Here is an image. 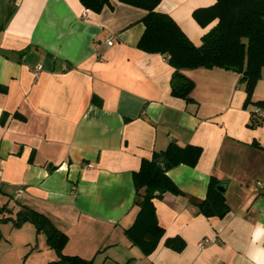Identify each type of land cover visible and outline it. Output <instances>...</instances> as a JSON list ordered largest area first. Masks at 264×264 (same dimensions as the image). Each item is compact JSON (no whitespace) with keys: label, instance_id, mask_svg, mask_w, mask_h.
I'll return each instance as SVG.
<instances>
[{"label":"crops","instance_id":"0c3cea01","mask_svg":"<svg viewBox=\"0 0 264 264\" xmlns=\"http://www.w3.org/2000/svg\"><path fill=\"white\" fill-rule=\"evenodd\" d=\"M215 1L161 0L156 10L200 45L215 20L203 26L194 12ZM145 14L120 0L99 13L79 0H0V264L59 260L33 223L16 225L27 208L67 235L63 254L92 264H264V123L249 126L256 106L244 105L240 74L218 67L182 70L192 101L172 95L174 68L137 47ZM252 98L264 100V70ZM171 142L202 153L194 167L167 171L182 194L153 200L164 234L144 255L124 232L139 211L133 173ZM211 177L227 182L222 217L193 204ZM174 237L181 251L166 246Z\"/></svg>","mask_w":264,"mask_h":264},{"label":"trees","instance_id":"16d2710c","mask_svg":"<svg viewBox=\"0 0 264 264\" xmlns=\"http://www.w3.org/2000/svg\"><path fill=\"white\" fill-rule=\"evenodd\" d=\"M85 9L99 13L109 0H79ZM121 2L142 8L146 14L142 18L144 31L137 47L147 53H159L174 68L170 86L176 97L192 101L190 96L194 82L181 71L184 69L223 68L240 74V83L246 92L244 105L253 104L264 108V100L254 101L252 96L256 83L264 70V0H216L212 5L194 12L195 19L203 26L215 20V24L204 34L200 45L194 44L182 31L176 21L166 13L156 10L161 0H120ZM92 101L101 104L96 96ZM262 120L253 111L249 126L262 124ZM202 148L195 145L168 144L165 150L153 152L150 159H143L138 171L133 173L136 189V204L139 211L133 224L125 229L126 237L140 248L144 255L150 254L164 234L153 203L164 193L182 194L178 186L167 175V171L177 165L194 167L198 162ZM164 157L167 169L162 170L155 160ZM218 180L211 177L206 197L193 203L204 216H224L228 204L223 193L216 189ZM24 221L33 223L38 232H43L47 245L54 249L59 260L53 264H92L77 255H65L62 249L68 237L43 214L24 209L16 225ZM166 246L181 251L185 246L181 238H168Z\"/></svg>","mask_w":264,"mask_h":264},{"label":"built area","instance_id":"2783aa9c","mask_svg":"<svg viewBox=\"0 0 264 264\" xmlns=\"http://www.w3.org/2000/svg\"><path fill=\"white\" fill-rule=\"evenodd\" d=\"M112 44H113L112 39L107 40L106 42L107 46H111ZM39 69H40V66L36 68L35 73H37ZM253 113L255 116L259 117L262 120V122H264V108L255 107L253 110ZM21 193H22V189H19L17 192V196H20ZM209 242L210 240L208 238L203 239L202 241L198 243V249L203 250L208 245Z\"/></svg>","mask_w":264,"mask_h":264},{"label":"water","instance_id":"95a60500","mask_svg":"<svg viewBox=\"0 0 264 264\" xmlns=\"http://www.w3.org/2000/svg\"><path fill=\"white\" fill-rule=\"evenodd\" d=\"M155 163L162 169V170H166L167 169V164H166V160L164 157H161V158H158L155 160ZM226 186H227V182H219L217 185H216V189L223 193L225 192L226 190Z\"/></svg>","mask_w":264,"mask_h":264},{"label":"rangeland","instance_id":"374dc122","mask_svg":"<svg viewBox=\"0 0 264 264\" xmlns=\"http://www.w3.org/2000/svg\"><path fill=\"white\" fill-rule=\"evenodd\" d=\"M41 234H42L41 236L45 235V234H43V233H41ZM35 244H36V243H34V245H35ZM46 249H47V250H50L49 247H46ZM51 252H54L57 256H59L58 253H57L55 250H52Z\"/></svg>","mask_w":264,"mask_h":264}]
</instances>
